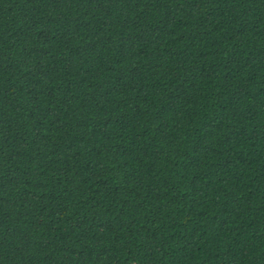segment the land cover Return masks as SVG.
<instances>
[{
  "label": "trees",
  "instance_id": "obj_1",
  "mask_svg": "<svg viewBox=\"0 0 264 264\" xmlns=\"http://www.w3.org/2000/svg\"><path fill=\"white\" fill-rule=\"evenodd\" d=\"M0 264H264V0H0Z\"/></svg>",
  "mask_w": 264,
  "mask_h": 264
}]
</instances>
